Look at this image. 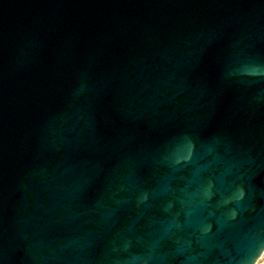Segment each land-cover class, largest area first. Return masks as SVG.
Listing matches in <instances>:
<instances>
[{"label":"water","instance_id":"1","mask_svg":"<svg viewBox=\"0 0 264 264\" xmlns=\"http://www.w3.org/2000/svg\"><path fill=\"white\" fill-rule=\"evenodd\" d=\"M262 46L264 0H0V264H262Z\"/></svg>","mask_w":264,"mask_h":264}]
</instances>
